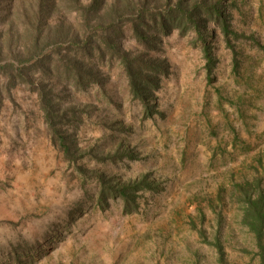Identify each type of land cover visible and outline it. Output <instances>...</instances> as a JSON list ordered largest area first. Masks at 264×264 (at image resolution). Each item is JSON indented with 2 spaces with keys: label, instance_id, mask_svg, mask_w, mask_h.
I'll list each match as a JSON object with an SVG mask.
<instances>
[{
  "label": "rangeland",
  "instance_id": "obj_1",
  "mask_svg": "<svg viewBox=\"0 0 264 264\" xmlns=\"http://www.w3.org/2000/svg\"><path fill=\"white\" fill-rule=\"evenodd\" d=\"M31 1L0 0V63L31 68L33 81L8 90L0 76V264H264L233 190L254 179L264 190V0H221L241 36L228 46L216 31L210 71L193 32L161 35L149 49L125 26L122 50L167 64L148 110L119 60L95 45L84 62L97 82L86 86L68 79L53 45L44 48L51 60L34 65L42 53L22 46ZM61 20L82 34L81 11L60 8L46 25ZM43 83L63 110L75 109L57 134L42 110ZM59 134L75 149L71 159ZM99 175L143 179L134 207L118 196L102 207Z\"/></svg>",
  "mask_w": 264,
  "mask_h": 264
},
{
  "label": "trees",
  "instance_id": "obj_2",
  "mask_svg": "<svg viewBox=\"0 0 264 264\" xmlns=\"http://www.w3.org/2000/svg\"><path fill=\"white\" fill-rule=\"evenodd\" d=\"M105 1L89 0L88 4L80 5V0H32L29 5L33 18L31 41L26 40L22 46L28 54L33 51L42 53L34 65L43 67L51 60V53L45 52L44 48L53 45L51 52L63 59L64 74H67L68 79L86 86L97 82L96 71L84 62L85 56H91V47L95 45L99 49V56L108 54L119 60L131 95L139 99L148 110L149 100L154 98V93L159 88L160 77L167 73V64L164 59L148 52L133 54L122 50L117 43L123 36L125 26L129 27L138 43L149 49L156 48L161 35H169L174 30H178L180 34L193 32L201 41L209 71L213 63L210 43L216 38V31H219L228 46H232V38L241 36L232 28L221 0H113L109 5ZM60 8L81 11L83 20L80 36L72 35V27L65 25L63 20L54 26L46 25L50 15ZM209 24L214 27L210 31ZM44 25L48 27V31H43ZM63 42L65 44L60 46ZM65 45L67 46L62 48ZM77 48H82V52ZM63 49L67 50L65 54ZM20 56L21 52H18L13 58L18 60ZM29 69L31 68L18 65L16 61L0 63V76L4 77L2 86L9 90L19 80L33 83L30 77H25ZM61 74L56 75V78L61 77ZM38 89L41 90L40 101L44 117L54 134H57L60 131L59 125L67 120L66 110L74 113L75 109L68 107L63 110L56 101L51 86L43 83ZM55 139L66 159L74 157L75 149L64 134L55 136ZM99 178L98 202L102 207L109 197L117 196L122 199L126 209L134 207L133 192L142 189L143 179L116 181L114 177L106 179L104 175H99ZM234 187L233 190L242 202V225L252 233L256 247L263 257L264 190L260 180H248ZM216 244L221 251L222 246L218 242Z\"/></svg>",
  "mask_w": 264,
  "mask_h": 264
}]
</instances>
